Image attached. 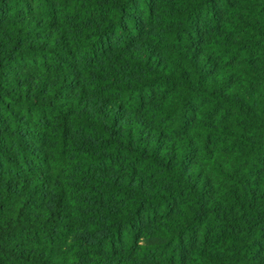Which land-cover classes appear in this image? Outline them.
I'll list each match as a JSON object with an SVG mask.
<instances>
[{
	"label": "trees",
	"instance_id": "obj_1",
	"mask_svg": "<svg viewBox=\"0 0 264 264\" xmlns=\"http://www.w3.org/2000/svg\"><path fill=\"white\" fill-rule=\"evenodd\" d=\"M0 264H264V0H0Z\"/></svg>",
	"mask_w": 264,
	"mask_h": 264
}]
</instances>
